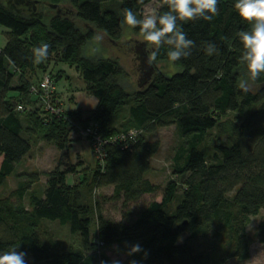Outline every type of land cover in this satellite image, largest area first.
<instances>
[{
	"label": "trees",
	"instance_id": "trees-1",
	"mask_svg": "<svg viewBox=\"0 0 264 264\" xmlns=\"http://www.w3.org/2000/svg\"><path fill=\"white\" fill-rule=\"evenodd\" d=\"M107 1L0 0V26L6 38L0 47V253L19 246L26 264H113L120 261L110 255L113 249L127 256L120 264H224L231 258L248 259L252 243L248 226L264 209V76L250 79L237 36L250 25L235 9L236 0H219V15L211 22L183 24L187 38L195 41L191 55L170 62L164 46L153 62L150 82L129 92L118 58L90 59L84 56V47L100 33L118 42L126 8L138 19L152 1L158 3L156 15L168 8L164 0H117L118 13L115 5L114 10L103 8ZM131 29L142 36L138 26ZM206 42L214 44L218 54L206 55ZM41 43L50 45L49 54L37 64L33 49ZM58 62L80 70L85 89L97 98L95 108L63 107L57 114L31 91L46 74L56 83L60 73L53 75L50 68ZM158 63H172L180 70L169 75ZM245 80L247 91L239 86ZM89 123L107 139L104 156L91 175L70 184L67 175L78 173L76 164L62 168L59 163L69 155L72 133ZM171 124L179 135L171 157L174 177L162 187L160 199L134 209L144 196L161 190L148 177L160 143L147 136ZM133 129L138 131L135 138H121ZM23 132L54 143L61 159L43 172L46 182L41 188L35 184L42 173L21 172L16 187L4 194L2 186L31 149ZM98 187L112 188L105 199L121 203L120 219L103 212L92 195ZM43 219L69 224L81 245L69 246L47 230L44 236ZM182 234L186 237L179 243ZM256 236L264 243V217ZM137 244L142 251L128 255Z\"/></svg>",
	"mask_w": 264,
	"mask_h": 264
},
{
	"label": "rangeland",
	"instance_id": "rangeland-1",
	"mask_svg": "<svg viewBox=\"0 0 264 264\" xmlns=\"http://www.w3.org/2000/svg\"><path fill=\"white\" fill-rule=\"evenodd\" d=\"M116 2L118 3L117 0L104 2L103 8H113L115 5L114 3ZM15 5L22 6L20 4ZM114 8H117L116 5ZM157 9L158 3L152 1L143 7L142 15L143 17L149 14L156 15ZM115 11L121 13L120 6H118V10L116 9ZM2 30H4V27L0 26V47H3L6 43V38L2 34ZM140 42H144L143 36L135 34L131 27L125 24L123 28V37L118 42L115 43L108 39L104 34L100 33L84 47L83 54L90 59L101 57L118 58L127 73L123 80V84L129 92H133L134 90L141 88L142 70L140 68V60L136 48ZM144 43L146 44L145 50L149 53L151 48H149L147 42ZM158 65L163 67L169 75L180 70L178 66H174L172 63H158ZM50 70L53 75L60 73V76L56 79V97L60 99L62 107L66 110L76 108L88 110L96 107L97 98L87 92L80 76V70L75 65L72 66L64 62H58L57 64L52 65ZM15 79L17 80V76H15ZM144 86H146V84ZM22 136L29 140L31 149L16 165L15 171L7 178L5 184L2 186V192L4 194H8L16 187L18 182L17 174L21 172L39 171L42 173L39 182L35 184L36 188H41L46 182V176L43 175V172L54 168L61 159V151L54 143L47 142L34 134L28 135L26 132H23ZM71 137L72 145L69 148V155L64 156L62 162L59 164H61L62 168L69 166L70 164H76L75 166L78 173H70L67 175V182L73 184L81 180L85 174L91 175L98 160V156L95 154L88 138L81 134L80 129L77 132L72 133ZM147 137L152 142L157 141L160 143L159 150L151 158V169L148 172V177L153 182L160 185L161 190L153 195L144 196L138 203L133 205L134 209L149 200L160 199L162 187L170 177H174L171 169V157L173 148L179 138L176 125L171 124L160 127L152 133H149ZM112 191L111 187H98L93 189L92 195L100 201L102 210L106 215L114 219H120L122 215L121 203L105 199V197L108 198L111 196ZM28 199L29 197L27 196L26 202H28ZM177 202L178 201L175 200L172 203V206L175 207ZM262 217H264V209H262L257 215L251 217L248 226V233L252 238L250 257L245 260L231 258L224 264H264V243L260 242L256 236L257 226ZM42 221V233L44 236L46 235L45 233L47 230V233L61 239V241L69 246L81 245L79 234L74 233L69 224H63L59 220L43 219ZM95 227L96 224L93 222L91 225V233L95 232ZM185 237L186 235L182 234L179 237L178 242H183ZM110 255L113 259H119L120 261L125 260L127 257L126 254L121 253L116 249H113L112 252H110ZM29 258L30 256H28V259ZM25 262H27V259H25Z\"/></svg>",
	"mask_w": 264,
	"mask_h": 264
},
{
	"label": "clouds",
	"instance_id": "clouds-1",
	"mask_svg": "<svg viewBox=\"0 0 264 264\" xmlns=\"http://www.w3.org/2000/svg\"><path fill=\"white\" fill-rule=\"evenodd\" d=\"M164 4L167 5V11L159 15H145L142 19H138L131 8L124 9L122 23L133 28L138 26L143 41L152 49L148 55V66L153 64L164 46H168L167 57L170 62L190 56L196 45L195 41L187 38L183 24L197 20L211 22L219 15V0H164ZM234 7L241 19L250 25V30H241L237 36L243 45L241 59L247 65L250 79L255 81L264 76V0H236ZM49 47L47 43L35 47L33 62L39 64L47 60ZM203 50L208 56L218 54V49L212 43L206 42ZM239 86L247 91L248 81H241ZM18 247L0 253V264H26V253L18 252ZM140 251L141 246L137 244L128 255ZM113 264H120V261H113ZM130 264L137 262L130 261Z\"/></svg>",
	"mask_w": 264,
	"mask_h": 264
},
{
	"label": "built area",
	"instance_id": "built-area-1",
	"mask_svg": "<svg viewBox=\"0 0 264 264\" xmlns=\"http://www.w3.org/2000/svg\"><path fill=\"white\" fill-rule=\"evenodd\" d=\"M31 91L38 93L40 95L41 101L54 113H61L63 107L61 106V101L56 96L57 88L54 78L50 74L44 75L37 85L31 87ZM60 105V106H59ZM19 109H22V106L19 105ZM80 132L84 135L91 143L95 154L98 156V159L102 161L104 156V145L107 142V139L101 137L98 133V126L95 123H89L84 127H79ZM138 135V131L133 129L127 133V135H121V138H135Z\"/></svg>",
	"mask_w": 264,
	"mask_h": 264
},
{
	"label": "water",
	"instance_id": "water-1",
	"mask_svg": "<svg viewBox=\"0 0 264 264\" xmlns=\"http://www.w3.org/2000/svg\"><path fill=\"white\" fill-rule=\"evenodd\" d=\"M138 58L140 60V68L142 70L141 77V87L145 84H148L152 78V75L155 71L154 65L148 66L147 60L149 53L146 52V44L144 42H140L139 45L136 46Z\"/></svg>",
	"mask_w": 264,
	"mask_h": 264
}]
</instances>
